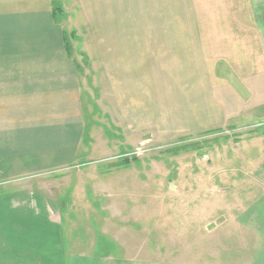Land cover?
Returning <instances> with one entry per match:
<instances>
[{"label": "crops", "instance_id": "obj_1", "mask_svg": "<svg viewBox=\"0 0 264 264\" xmlns=\"http://www.w3.org/2000/svg\"><path fill=\"white\" fill-rule=\"evenodd\" d=\"M53 1L0 0V264H67L59 211L54 217L19 185L73 165L92 114L74 29L56 17ZM81 1L83 32L132 129L197 135L264 105V0H247L244 15L254 24L234 25L224 37L197 19L188 23L197 18L188 0H117L116 12L163 11L176 21L127 26L105 23V11L120 6L114 0ZM242 210L234 225L249 238L244 263L264 264V196Z\"/></svg>", "mask_w": 264, "mask_h": 264}, {"label": "rangeland", "instance_id": "obj_2", "mask_svg": "<svg viewBox=\"0 0 264 264\" xmlns=\"http://www.w3.org/2000/svg\"><path fill=\"white\" fill-rule=\"evenodd\" d=\"M53 3L56 17L74 29L72 52L92 114L73 165L19 185L48 204L54 217L59 211L65 263L245 264L249 238L234 224L244 204L264 196V105L197 135L132 129L116 106L93 37L83 32L82 1ZM118 4L114 15L112 8L105 11L107 25L176 23L163 11L122 14ZM188 9L197 15L188 23L197 19L220 37L255 22L244 15L251 9L247 0H188Z\"/></svg>", "mask_w": 264, "mask_h": 264}, {"label": "trees", "instance_id": "obj_3", "mask_svg": "<svg viewBox=\"0 0 264 264\" xmlns=\"http://www.w3.org/2000/svg\"><path fill=\"white\" fill-rule=\"evenodd\" d=\"M54 14H55V15H58V9H55V10H54Z\"/></svg>", "mask_w": 264, "mask_h": 264}]
</instances>
